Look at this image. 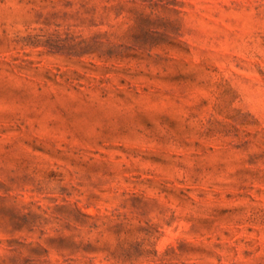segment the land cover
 Here are the masks:
<instances>
[{"label": "rangeland", "instance_id": "rangeland-1", "mask_svg": "<svg viewBox=\"0 0 264 264\" xmlns=\"http://www.w3.org/2000/svg\"><path fill=\"white\" fill-rule=\"evenodd\" d=\"M0 264H264V0H0Z\"/></svg>", "mask_w": 264, "mask_h": 264}]
</instances>
